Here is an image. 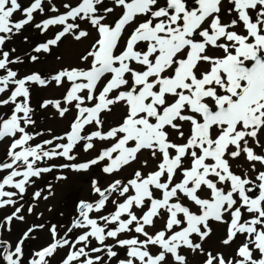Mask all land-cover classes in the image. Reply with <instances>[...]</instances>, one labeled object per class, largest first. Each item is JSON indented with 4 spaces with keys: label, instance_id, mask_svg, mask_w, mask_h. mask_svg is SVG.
Returning <instances> with one entry per match:
<instances>
[{
    "label": "snow or ice",
    "instance_id": "6c2138e0",
    "mask_svg": "<svg viewBox=\"0 0 264 264\" xmlns=\"http://www.w3.org/2000/svg\"><path fill=\"white\" fill-rule=\"evenodd\" d=\"M26 27L45 39L22 56L5 50ZM69 38L87 42L75 64L56 55L59 67L47 75L13 67L39 63ZM53 86L61 97L38 107L73 119L63 134L49 129L51 138L32 144L45 135L28 131L37 123L32 89ZM115 108L119 119L105 129ZM4 142L0 233L25 213L42 218L36 208L54 197V183L32 191L27 206L25 197L46 174L61 182L64 170L97 167L116 177L143 152L157 163L145 173L144 159L126 182L90 178L92 198L75 203L68 225L36 223L11 243L0 234V264H25V241L44 229L50 242L27 264H190L189 256L264 264V0H0ZM81 151L96 155L78 162ZM109 203L114 209L101 214ZM213 224L224 234L209 250Z\"/></svg>",
    "mask_w": 264,
    "mask_h": 264
},
{
    "label": "rangeland",
    "instance_id": "374dc122",
    "mask_svg": "<svg viewBox=\"0 0 264 264\" xmlns=\"http://www.w3.org/2000/svg\"><path fill=\"white\" fill-rule=\"evenodd\" d=\"M57 4H59L60 0H56ZM24 3H27V0H24ZM18 15V14H17ZM39 19V17H38ZM53 35L52 32L48 33V36L51 37ZM24 36H28V43H25L23 40ZM45 37L40 35L38 32L31 30L30 27H26L20 35L15 36L10 43L5 45V50L9 48L16 49V55H23L26 53L32 46H34L38 41H43ZM87 42L76 43L72 41L70 38L65 39L63 43L59 45L58 48H54L51 55L42 56L41 60L37 64H31L29 62H25L24 64L14 65L13 67L20 71L21 75L25 73H29L32 71H38L42 75H47L50 72L54 71L59 67L57 61H55L54 57L56 55H60L63 58V62L65 65L67 64H75L77 61V57L82 54L85 50ZM61 89H57L55 86L48 88H36L33 87L31 94V104L35 109L34 119L37 121L35 128H29L30 132L43 131L45 133L44 136L33 140L31 143L36 144L39 143L43 139L51 138L48 135V130L51 129L52 135H61L63 134L69 126V122L73 119V114L70 112L66 118H60L55 109L49 107L47 111L41 110L38 105L43 99H54L60 98L62 94ZM10 107H5L3 109V114H9ZM120 111L119 108H115L112 113L104 114L105 125L104 128L107 129L110 126H114L116 121L119 119ZM62 121L60 124L59 121ZM60 124V125H59ZM93 130L92 128H88L87 131ZM179 142V141H177ZM101 146V142L97 143V148ZM104 146H110L105 144ZM6 142L0 143V159H2L6 155ZM95 152L91 153H83L82 151L78 153V162L89 159L95 156ZM144 159L149 160V167L143 168V171L146 173L151 170L156 161L152 160L147 152H143L140 154V160L133 163L131 167H125L118 176L116 177H108L103 175L99 168L93 167L87 175H81L78 173H73L69 170H64V175L67 177L66 180L61 182H56L54 180L55 172L51 174H46L43 179L37 181L35 188L29 189L28 196L25 197V203L27 206V202L30 199L31 192L44 187L48 181H52L55 186V195L53 198L49 199V201L44 202L41 201L36 208V213H43L42 218L38 219L36 215L25 213V221H16L11 225L10 230H6L3 233L5 239H8L9 242H15L20 236H22L23 232L26 231L28 227L36 223H45L48 224H57L59 226L68 225L71 218L74 216V205L75 203L81 199H91V194L88 192V181L90 178H97L101 185L106 186L113 178L123 179L125 182L127 179H130L133 175V170L136 168H142L141 161ZM51 163L59 164L64 163L63 160H54ZM103 163L101 164V167ZM179 179V177H178ZM159 195V193H157ZM203 195V193L201 194ZM114 199H120L118 196H114ZM51 207L53 211L49 212L47 209ZM114 206L109 203L107 207L101 214H107L109 211L113 210ZM63 213V216L60 215ZM137 214L140 212L137 210ZM159 223L157 227H159ZM213 228L215 230V234L207 244H205V248L209 250H213L215 246V242L219 237H222L224 234V226L213 224ZM151 231V229H150ZM61 235H63V229H61ZM76 233H73L75 236ZM121 238H125L122 236ZM243 237H239L235 244H233L232 248L234 249L240 243H242ZM32 242V243H31ZM50 242V236L47 232V229L44 230H36L31 234V239L25 241L23 247L25 252L26 261L31 258V254L40 248L46 246ZM112 243V241H108ZM34 243V244H33ZM66 251V250H65ZM121 255L123 254V250H119ZM225 255L226 257H230L232 254V249H226ZM202 259V258H200ZM190 264H197V261L193 259V257L189 256Z\"/></svg>",
    "mask_w": 264,
    "mask_h": 264
},
{
    "label": "bare ground",
    "instance_id": "6f19581e",
    "mask_svg": "<svg viewBox=\"0 0 264 264\" xmlns=\"http://www.w3.org/2000/svg\"><path fill=\"white\" fill-rule=\"evenodd\" d=\"M62 121H63V120L59 121V123L61 124V123H62ZM60 124H59V125H60ZM31 243H32V242H31ZM33 244H34V243H33ZM25 264H26V263H25Z\"/></svg>",
    "mask_w": 264,
    "mask_h": 264
},
{
    "label": "flooded vegetation",
    "instance_id": "af4514ba",
    "mask_svg": "<svg viewBox=\"0 0 264 264\" xmlns=\"http://www.w3.org/2000/svg\"><path fill=\"white\" fill-rule=\"evenodd\" d=\"M20 72V71H19Z\"/></svg>",
    "mask_w": 264,
    "mask_h": 264
}]
</instances>
